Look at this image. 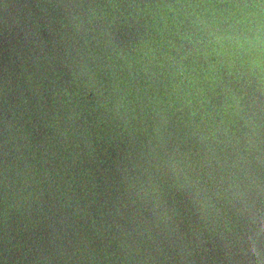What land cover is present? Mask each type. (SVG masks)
I'll return each mask as SVG.
<instances>
[{"label":"water","instance_id":"95a60500","mask_svg":"<svg viewBox=\"0 0 264 264\" xmlns=\"http://www.w3.org/2000/svg\"><path fill=\"white\" fill-rule=\"evenodd\" d=\"M0 264H264V0H0Z\"/></svg>","mask_w":264,"mask_h":264}]
</instances>
